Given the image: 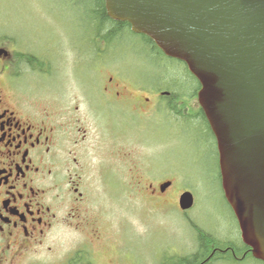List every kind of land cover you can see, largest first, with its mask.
<instances>
[{
  "label": "rangeland",
  "instance_id": "rangeland-1",
  "mask_svg": "<svg viewBox=\"0 0 264 264\" xmlns=\"http://www.w3.org/2000/svg\"><path fill=\"white\" fill-rule=\"evenodd\" d=\"M89 6L86 0H0V37H11L19 62L24 60L18 53H30L47 57L58 69L63 64L52 84L55 93L90 96L95 110L99 94L89 91L92 83L121 78L131 91L127 95L136 96L141 95L134 89L137 84L144 96L158 79L165 84L168 68L145 53L141 38L128 33L111 46L95 44L99 29L90 24ZM188 102H174L170 121L160 115L164 112L158 120L141 117L136 123L124 112L102 111L97 128L96 120L88 119L91 142L79 153V188L86 195L79 230L57 226L39 249L40 264L61 260L80 248H87L94 264H160L166 257L173 261L176 254L196 253L195 225L227 246L225 254L216 252L221 247L207 252L203 259H215L207 261L210 264H225L216 258L235 259L234 255L240 264H261L238 251L239 231L219 182L213 134L197 116V99ZM169 181L172 186L163 195L160 187ZM186 191L194 195L195 205L184 215L179 197ZM235 247L233 253L230 248Z\"/></svg>",
  "mask_w": 264,
  "mask_h": 264
},
{
  "label": "flooded vegetation",
  "instance_id": "flooded-vegetation-1",
  "mask_svg": "<svg viewBox=\"0 0 264 264\" xmlns=\"http://www.w3.org/2000/svg\"><path fill=\"white\" fill-rule=\"evenodd\" d=\"M12 47L9 35L0 37V264H40L39 249L57 226L79 230L86 202L79 188V153L91 142L88 119L94 118L97 128L102 111L124 112L136 123L158 120L164 112L160 115L170 121L175 101L156 86H147L144 96L142 85L137 84L134 89L141 95H127L131 91L126 83L111 77L87 86L99 94L95 110L90 96L55 93L52 84L63 64L58 69L47 57L30 53H18V59L24 60L19 62ZM196 113L207 121L204 113ZM213 257L202 261L211 262ZM44 264L94 263L80 248Z\"/></svg>",
  "mask_w": 264,
  "mask_h": 264
},
{
  "label": "water",
  "instance_id": "water-1",
  "mask_svg": "<svg viewBox=\"0 0 264 264\" xmlns=\"http://www.w3.org/2000/svg\"><path fill=\"white\" fill-rule=\"evenodd\" d=\"M104 1L110 19L129 23L200 82L225 197L264 263V0ZM193 204L192 193L181 195L182 210Z\"/></svg>",
  "mask_w": 264,
  "mask_h": 264
},
{
  "label": "trees",
  "instance_id": "trees-1",
  "mask_svg": "<svg viewBox=\"0 0 264 264\" xmlns=\"http://www.w3.org/2000/svg\"><path fill=\"white\" fill-rule=\"evenodd\" d=\"M86 1L91 2V6H89L90 9L89 14L91 15V19H92L90 24H94V25L97 24L98 25L97 28L99 29L98 31L99 33L98 34L96 33L94 35L95 44L98 43L107 44V42H109L107 46H111L112 42L116 40L118 36L122 35L125 37V35L128 33L132 36H137L138 38H141L143 40V44H144L143 46L146 47V48L144 47V50H146L145 53L151 56V58H157L160 61L159 63H163L162 65L168 68L166 70L168 72H165L162 80L165 81V84H161V80L158 79L157 86L159 88L164 87L163 89L169 91L171 93L172 99H174L175 103L178 105L180 103L182 104L186 103L190 99H195L197 97L198 91L200 89V84L196 80V78L189 72L187 66L183 62L166 57L148 37L134 34L131 31L130 25L128 23L116 22L111 20L106 13L104 0H86ZM147 48L150 50V54H148ZM170 63H172L173 66H170ZM179 65H181V70L178 68ZM155 66L158 68L156 63ZM219 176L220 175L218 173L219 182L221 184V180ZM195 227L197 228L196 233L198 237L197 238L198 248L196 250V253H193L190 256L189 255L182 256L176 254L172 256L173 261L167 260L166 257L163 259V261L160 264H200V261H202V259L206 256L207 252L211 248L221 247L218 248L217 250H221V249L224 250L227 248V246L226 247L223 246L220 240L215 239L213 235L204 232L201 228H199L196 225ZM244 250H248V248L246 246H243L242 249L239 251H244ZM248 257H249L248 260L253 259L250 252ZM216 259L217 261L223 260L225 264H240V262H237L233 258H226V259L216 258ZM245 261L246 260H244L243 262ZM204 264H210V263L204 262Z\"/></svg>",
  "mask_w": 264,
  "mask_h": 264
},
{
  "label": "bare ground",
  "instance_id": "bare-ground-1",
  "mask_svg": "<svg viewBox=\"0 0 264 264\" xmlns=\"http://www.w3.org/2000/svg\"><path fill=\"white\" fill-rule=\"evenodd\" d=\"M7 32H8V30H7ZM68 37V36H67ZM25 39V38H24ZM27 39V38H26ZM30 40V39H29ZM39 40V39H38ZM32 41V40H31ZM39 42V41H38ZM46 42V41H45ZM63 42V41H62ZM24 43H26L25 41H24ZM44 43V42H43ZM30 44V43H29ZM36 45V44H35ZM62 45V44H61ZM36 47V46H35ZM37 49V48H36ZM66 53V52H65ZM50 54V53H49ZM92 55V54H91ZM60 60V59H59ZM105 63V62H104ZM77 65V64H76ZM29 70V69H28ZM49 70V69H48ZM123 71V70H122ZM27 74V73H26ZM46 74V73H45ZM123 75V74H122ZM118 76V75H117ZM119 77V76H118ZM131 79V78H130ZM25 84V83H24ZM82 85V84H81ZM78 87V86H77ZM85 87V86H84ZM189 103V102H188ZM201 121H202V119H201ZM209 141V140H208ZM151 148V147H150ZM149 149V148H148ZM141 151V150H140ZM125 194V193H124ZM194 196V195H193ZM113 198V197H112ZM119 199V198H118ZM169 199V198H168ZM196 201V200H195ZM84 205V204H83ZM78 215V214H77ZM184 217V216H183ZM89 221V220H88ZM85 222V221H84ZM92 226V225H91ZM233 227V226H232ZM193 228V227H192ZM238 231V230H237ZM57 233V232H56ZM235 235V234H234ZM197 241V240H196ZM234 244V243H233ZM196 246V245H195ZM225 247V246H224ZM239 247V246H238ZM87 249V248H86ZM242 249V248H241ZM239 251V250H238ZM181 252V251H180ZM217 252V251H216ZM218 253V252H217ZM242 255V254H241ZM214 259V258H213ZM212 261V260H211ZM258 262V261H257ZM260 263V262H259Z\"/></svg>",
  "mask_w": 264,
  "mask_h": 264
}]
</instances>
